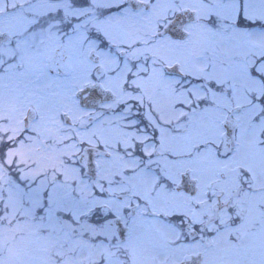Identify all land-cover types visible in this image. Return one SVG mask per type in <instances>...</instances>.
Masks as SVG:
<instances>
[{"label":"snow or ice","instance_id":"1","mask_svg":"<svg viewBox=\"0 0 264 264\" xmlns=\"http://www.w3.org/2000/svg\"><path fill=\"white\" fill-rule=\"evenodd\" d=\"M0 264H264V0H0Z\"/></svg>","mask_w":264,"mask_h":264}]
</instances>
